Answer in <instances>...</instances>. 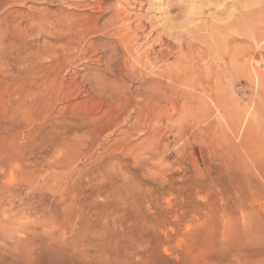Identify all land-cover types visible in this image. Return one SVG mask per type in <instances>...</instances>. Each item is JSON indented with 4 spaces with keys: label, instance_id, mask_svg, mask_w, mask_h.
Segmentation results:
<instances>
[{
    "label": "rangeland",
    "instance_id": "rangeland-1",
    "mask_svg": "<svg viewBox=\"0 0 264 264\" xmlns=\"http://www.w3.org/2000/svg\"><path fill=\"white\" fill-rule=\"evenodd\" d=\"M77 1L0 0V264H264V39L231 71L226 44L209 35L214 14H227L219 0H196L207 4L179 35L204 62L193 70L199 85L189 75L180 88L204 109L141 93L111 99L101 84L127 95L133 86L108 70L107 53L96 62L107 38L90 25L125 0ZM128 1L145 34H158L165 6L187 0ZM228 1L235 13L251 2Z\"/></svg>",
    "mask_w": 264,
    "mask_h": 264
},
{
    "label": "bare ground",
    "instance_id": "bare-ground-1",
    "mask_svg": "<svg viewBox=\"0 0 264 264\" xmlns=\"http://www.w3.org/2000/svg\"><path fill=\"white\" fill-rule=\"evenodd\" d=\"M78 1L81 3L83 0H78ZM211 1H215V0H206V2L208 3H210ZM219 1H218L219 4L214 2V5L217 4L215 6L217 7V10H219L218 13L222 14V17H223V14L225 15L227 14V16L224 18L218 19V14H214L213 20L219 23H217L216 25H214V23L211 24L214 26L211 28L209 27L210 28L209 31L212 32L209 35H211V39L215 42V45L218 49L222 47V44H226L227 52H229L228 53L229 58L231 60V63L233 64L231 66V71L233 68L238 73L240 72V70L244 68L242 66V62H243V58L245 54L249 55L253 53L252 55H255L256 52H258L260 48L264 46L263 45L264 43L262 44L263 45L262 47L259 46L260 40L264 39V26H263L264 24H262V26L261 25L259 26L258 24L260 17L263 16L264 18V0H251L249 5L243 2L246 5L245 4H242V6L239 5L242 8V10H239V12L237 13H235L236 9L226 11L222 3L224 1H225L224 3H226V1L228 0H222L220 2ZM203 2L205 1L203 0ZM235 2L239 4L240 1L235 0ZM184 3H185L184 5H181V4L173 5L175 7L171 5L168 6L166 4L165 6L162 3L158 4V9H161L165 6V8L163 9V12L161 11L162 12L161 16H163L164 18H161L160 20L161 22L160 26H162L163 31L158 34H156L154 30L147 32L145 34L146 29H145V23H144L145 20L143 19L144 17H141L139 15L132 16L128 12L127 6L130 5L128 0H125L123 5H120L118 8L113 7L112 12L109 14L108 18L103 23L100 24L99 22H96L90 25L91 27L97 29V32L99 31V33L103 34V36H106L107 38L105 41L101 42V44L99 45L100 50H101L99 55L101 56L99 57V59H97L96 62L98 63L101 62L102 60L100 58L104 57V55H106L107 53L108 56L106 58V65H108V70L110 69L116 70L117 68L120 67V69L124 71V76L120 78V82L124 83L128 80L127 81L128 85L133 86V89H130L131 93L128 92L130 95H127L126 91H123L122 89H115L109 86L108 84L107 85L101 84V90L99 91L103 95H106L108 98H111V99H120L122 96L129 98L132 95L135 96L141 93L143 94L144 97L151 100V102L154 104L160 100H165L167 98L172 99L176 97L178 102L181 103L182 105L191 104V103L196 102L198 103L197 109L203 108L201 104L202 97H200L199 95H196L195 93H193V91H187L180 87L185 85L186 79L188 78L189 75L192 76L191 87L195 88L199 85V80L196 79V77L195 78L193 77V75L196 73V71L194 72L193 70L195 66H196V69L199 70L198 66L199 64H201V62H204V55L202 56L197 55V48L191 46L192 45L190 44L191 40L190 42H187L185 44L184 39L186 37L185 38L183 37L184 43L181 42L182 36L179 34L182 33L183 35V31L181 32L180 30V28H182L183 22L186 20H189L190 17L194 16L195 11L197 12V9L200 12L201 10L200 8H202L203 5H206L207 3H204L203 5L200 4L202 5V7H200L199 5L196 6L197 4L196 0H187ZM237 3L235 4L233 3L232 7L233 6L235 7ZM259 3H262L263 5L262 6L260 5L261 7L258 6V8L257 7L250 8ZM73 4L72 6L75 7L76 9H82L84 7L89 6V5H81V4L73 5ZM216 7H215V10H216ZM245 7L248 8L249 10L244 9ZM172 9L177 10L178 15L180 14V18L173 19L168 16L169 13H171ZM71 18H72V21L75 20L73 16ZM150 24H152V22ZM84 27H86V25ZM82 29L81 28L77 29L80 34H82ZM178 29L180 31V32L178 31L179 33L176 32V30ZM159 31L160 30H158V32ZM153 33H155V36H153ZM187 33H189L188 30H187ZM73 34L74 36L80 35L77 32ZM228 35H229V38H228ZM242 35L243 36L245 35L247 38H249L250 44L246 45L243 43L241 39L243 38ZM193 36L195 35L193 34ZM203 40L206 41L205 43L209 42L205 40L204 38ZM201 41L199 42L201 43ZM183 44H185L184 46L185 48H183ZM90 47H94V46L91 44ZM99 47H97V49ZM82 48H83V45L80 44V47H78L77 49L78 50L77 55L74 53L75 56H78L79 54H81ZM156 48H159V49H156ZM94 51L96 52V50ZM75 52H76V49H75ZM198 53H202V51ZM203 54H204V51H203ZM69 55H71V53ZM169 57H173V60L170 63H166L168 62ZM164 62L166 63L164 64V66L170 69L169 72H165L164 75H159V76L153 75L154 73L152 69H154V67ZM224 68L227 69L228 64H224ZM203 72L206 73V71H203ZM223 75L224 74L220 73L218 70L215 73L212 72L211 74V80H215V83L214 84L211 83L209 87V92L214 94L213 98L217 99V98H220L221 96L220 91H221L222 86H220V82H221V79L224 77ZM255 75H256L255 78L257 81L259 79V76L258 74H255ZM115 77L116 76H113V78L109 82L114 83V81H116ZM222 81L224 80L222 79ZM100 82L102 83L101 78L100 79L94 78V83H100ZM212 94H210V96H212ZM206 95L208 96V94H205V96Z\"/></svg>",
    "mask_w": 264,
    "mask_h": 264
}]
</instances>
